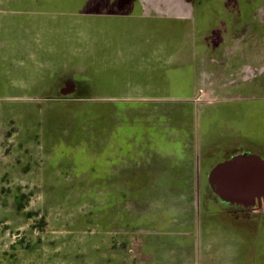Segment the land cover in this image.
Wrapping results in <instances>:
<instances>
[{"label": "rangeland", "instance_id": "1", "mask_svg": "<svg viewBox=\"0 0 264 264\" xmlns=\"http://www.w3.org/2000/svg\"><path fill=\"white\" fill-rule=\"evenodd\" d=\"M102 1L0 0V44L5 42L0 58H6L0 68V264H137L140 248L145 258L155 257L154 264H203L195 251L202 247L196 229L178 223L186 193L195 198L193 185L181 191L185 176L179 174L177 180L173 175L167 183L154 179L141 189L125 190L124 198L101 181L103 159L117 146L124 164L133 163L129 152L143 138L158 144L164 160L180 158L177 138L189 136L196 140L193 157L200 155L190 163H198L206 151V169L213 168L226 142L237 137L227 129L233 125L231 117L239 115L224 108L254 100L257 105H252L263 106L264 118V0H209L222 14L212 17L213 24L208 16L198 24L197 15L189 24L194 30L199 25L204 31L200 40L213 41L217 52L179 61L181 54H192L179 35L180 19L157 14L136 21L126 14H91L93 7L100 11ZM108 1L104 3L110 6ZM198 35L195 31L193 37ZM9 40L15 41L13 46ZM22 40L29 44L26 55L32 61L23 67L20 57L26 55L16 46ZM45 45L59 50L64 71L69 57L77 68L85 52L92 51L94 62H102L92 76L108 83L121 79L125 85L119 90L109 86L110 92L78 99L69 108L57 104L47 99L48 85L42 81L46 74L52 76L45 67L62 69L39 55ZM224 47L227 56L222 59ZM139 54L156 60L151 77H145L147 63H135L133 55ZM246 54L252 69L240 71L239 56ZM165 58L172 63H164ZM10 59H20L17 69L7 67ZM135 77H140L138 90L131 85ZM234 78L240 83L249 78L246 95L227 94ZM150 83L151 90L145 88ZM241 138L246 143L242 150L261 151L256 142ZM254 241L248 231L221 224L205 237L203 247L215 248L208 256L211 264H264Z\"/></svg>", "mask_w": 264, "mask_h": 264}, {"label": "crops", "instance_id": "2", "mask_svg": "<svg viewBox=\"0 0 264 264\" xmlns=\"http://www.w3.org/2000/svg\"><path fill=\"white\" fill-rule=\"evenodd\" d=\"M105 0H103L102 2V7L100 9V11L98 12H94L96 11L94 9V7L91 10V14H100V15H106V16H110L111 14H116V15H130L132 16L131 18L134 20H149L150 16L156 17L157 14L161 17H168V19L174 17L175 19H180L181 22L183 24L178 25L179 28V35L181 36L182 40H184L186 42V47L189 49H186L185 51L191 52L192 54L190 55H180V57L176 58L178 61L183 59V58H189L193 57L194 54H198V56H204L206 57V55H210L211 57L213 56L214 53L217 52V47H215L216 45L213 43V45L211 44V41H202L199 38V35L201 33V31H203V29L201 30V27L198 25V28H196L195 30L193 29L194 27L190 24L189 22L191 20L194 19V16L197 15L198 19L200 20L202 19H208V17H211V22L213 24L215 19H212L213 16H220L222 14V11L216 7H211L208 4L209 0H203L202 2H200V0H192L191 4L189 3V0H109L108 4L110 6L105 5L106 2L104 3ZM107 1V0H106ZM206 1V2H205ZM206 4V6H205ZM240 11V10H239ZM230 14V13H229ZM232 15V14H231ZM193 16V17H192ZM208 16V17H207ZM207 17V18H206ZM198 21V24H200L201 21ZM195 23V21H193ZM194 25V24H193ZM197 32L198 37L194 38L193 34L194 32ZM204 32V31H203ZM29 44H26L25 42L23 44L20 45V48L22 49L21 53H27L26 51V47H28ZM88 46H90V44H88ZM119 46V45H118ZM227 46V45H226ZM225 46V47H226ZM209 47H213V50H209ZM215 47V49H214ZM224 47V49H225ZM199 48H204L205 50H198ZM208 48V49H206ZM222 50L221 55L223 56L222 59H224V57L227 56V54L225 55V53H227V50ZM37 52L39 53V55L42 56H46L47 58H49V61L52 62H58L57 64L60 65L59 68L62 69V71L58 72V70L56 69V71L54 72V70L45 67V70L48 71H52V76H50L51 78H54L53 80L48 79L49 75L46 74V80L42 81V83H46L48 86L45 87V93L46 95H50L51 94V90L52 88H59L62 84V79H71L73 81V88H76V94H80L83 95L84 97H71V99L68 100H62L60 102V105H67L68 108L70 106H72L73 104L77 103L78 99H89V95L92 94H99V93H103V92H107L109 91V86L112 87V89H120L123 88V85H125V83L120 79L115 78V80H112V82L108 83L105 82L104 77L103 78H99L97 77H93L92 75V69H94L96 66L102 62L98 63L93 60L92 57V51H90V55L89 53H87V51L85 52V56H83V60L81 61V63H79V66H77V68H75V64L72 61V57H69L68 62L65 63V71H64V60L62 59V57L58 54L59 50H49V48L47 49L46 45L44 46V48L40 51L37 50ZM196 52V53H194ZM224 53V54H223ZM43 54V55H42ZM143 54H139V55H133L134 56V61H136L135 63H140L144 61V64L147 63L148 64V68L145 71V74H147L148 76L145 77H151L154 74V69L153 66L156 63V60L153 61V59H148L146 60L147 57H143ZM22 56V55H21ZM233 56V55H230ZM30 57V56H29ZM28 55L26 56H22L20 62L21 66L23 67L24 63H28V62H32L30 61ZM33 58V57H31ZM239 61H244L247 62L246 60H250L249 56L246 54L244 56V58H241V55L239 56ZM130 60V59H129ZM165 62L164 63H172L171 59H164ZM125 61V60H124ZM161 61L160 58L157 57V62ZM201 61V59H200ZM237 62V63H238ZM17 61L12 60V67L16 68L17 65ZM39 64V63H38ZM19 65V64H18ZM28 67V65H26ZM95 66V67H94ZM26 67V68H27ZM108 67V66H107ZM156 67V65H155ZM221 67V66H219ZM139 68V67H138ZM137 68V69H138ZM48 69V70H47ZM112 69V68H111ZM12 70V69H11ZM75 70V72L73 71ZM136 70V69H135ZM220 70V69H219ZM72 73H69V72ZM77 73L76 78L74 76V73ZM69 75V76H68ZM43 77V76H42ZM122 78H124L123 76H121ZM136 78V77H135ZM140 77L136 78V81L133 82L131 85H133L134 87L132 88H136L137 90L140 89V85H139V79ZM124 83V84H123ZM239 84H245V83H240ZM146 85V84H145ZM152 83L147 84L145 86V88H148L151 90L152 88ZM237 85L238 83L235 82V84L232 86L231 91H229L227 94H235V95H241L244 94L246 95L247 93V88L244 87L243 90H238L237 89ZM106 90V91H105ZM242 91V92H241ZM110 92V91H109ZM218 92L222 94V88H218ZM226 93V91H225ZM124 99V101L130 100L129 98H122ZM135 100V98L133 99ZM65 101H70L69 104H67ZM156 101V100H155ZM237 102V101H235ZM57 103V102H56ZM239 104V103H238ZM239 108H236V111ZM239 118H237L236 120H238ZM156 141V140H154ZM88 142H90L88 140ZM114 142V141H112ZM179 144H181V150L180 152H178L180 158H177L178 156H173L171 157L169 160L166 159L164 160V158H161L162 154L158 151L159 147L157 146L158 144L153 142L150 143L149 140H146L145 138H143L141 144L139 147H137L135 149L134 146H132V153L131 156L133 157L134 162L133 163H128L126 162L124 164V159L121 157L120 155V149L117 146H112L113 150L110 155L107 157H105L103 160V163H105V166H103L104 171H102V177L103 180L101 181H105L106 185L105 188L107 190H114V191H120L123 192L125 190H130V189H141V185L145 184V183H150L152 182V180L154 179H160L161 181H163L164 183H167L169 180L172 179L173 175L175 176V178H177V175H179L180 173V169H181V165L185 166V173H184V179L186 181V188L187 190L192 188V181L194 179V169L196 167L195 163L192 164L190 163L192 159L197 161L198 158V154L197 156L194 155L193 157V153H192V149H195V145L196 144V140L192 137L189 136H183V137H178L177 141ZM128 143H132V140H129ZM148 143V145H147ZM150 144L152 146H150ZM188 144V145H187ZM186 145V146H185ZM131 148V147H130ZM144 148V150H143ZM94 155V154H92ZM99 153H97L95 156H98ZM94 156V157H95ZM103 158V156H101ZM164 157V156H162ZM37 158V156H36ZM220 158V157H219ZM120 160H122V163L120 162ZM225 161V160H224ZM223 162V161H222ZM107 163V164H106ZM208 166V165H207ZM210 169V168H209ZM209 169H206V173ZM170 176V177H169ZM101 177V178H102ZM167 177H169L167 179ZM167 179V180H166ZM155 183V182H154ZM153 185V183H152ZM132 186V187H130ZM149 187V186H148ZM156 186L153 187H149V189H153L156 190ZM166 189L164 187H161L158 189ZM196 253L198 255H200L202 257V262L203 264H211V259L208 256H211L214 252H215V248L213 246H207V247H201V245L199 244V246L196 247ZM139 261L137 264H154V260L155 257L151 256L150 258H145L146 256L144 255V253H141V248L139 251ZM145 258V259H144ZM149 262H144L145 260H149ZM144 262V263H143Z\"/></svg>", "mask_w": 264, "mask_h": 264}, {"label": "flooded vegetation", "instance_id": "3", "mask_svg": "<svg viewBox=\"0 0 264 264\" xmlns=\"http://www.w3.org/2000/svg\"><path fill=\"white\" fill-rule=\"evenodd\" d=\"M192 0H189V3L191 4ZM252 19V14H251ZM205 21V19H200V21ZM262 27V26H261ZM205 41H208L205 39ZM10 46H13L15 41L9 40ZM213 42V41H211ZM24 43V40L17 43L16 46H20ZM0 46H5V42L1 43ZM215 49V47H214ZM22 51V49H21ZM13 54V53H12ZM1 55V54H0ZM2 56V55H1ZM12 56V55H11ZM22 56L20 57V59ZM250 58V57H249ZM19 59V60H20ZM12 60L10 59V65L7 67L12 69ZM19 60L17 63H19ZM247 62L244 63V61L238 62L239 64H242L243 68H241L240 71H243V69H252L251 61L246 60ZM203 64H206L204 59L201 60ZM226 61H222L219 66H222L225 64ZM6 63V58L3 60L0 58V68H3ZM18 67V64L16 65ZM231 65L229 64V68ZM3 70V69H2ZM247 71V70H246ZM241 74V73H240ZM261 75V73H259ZM240 77V76H239ZM258 78V77H257ZM249 80V78H247ZM253 79V78H251ZM237 78H234V84L236 82ZM248 80H244L243 83L247 82ZM263 82V81H262ZM239 84V82H236ZM229 84H233V81H230ZM233 84V85H234ZM233 85H230V89ZM73 81L71 79H64L62 80L61 86L57 89L52 88V92L49 96H47V99L53 100L54 102H57V104H60L62 100H68L71 99V97H79L80 94H76L77 89L73 88ZM244 86V84H243ZM248 88L246 85L244 86ZM243 87V88H244ZM237 89L239 87L237 86ZM243 90V89H242ZM192 95V94H191ZM82 96V95H81ZM254 101V100H253ZM244 100L242 102L239 101V111L235 110V107L233 106V109L231 108H224L227 112H230V114L239 115V119L236 120L235 117H231V123L233 124L231 126V129L227 131L231 132V134L237 135V137L241 140H239L237 137L235 140H228L226 144L228 145L226 147V151H224L223 155L220 157L221 160L216 162L215 165L218 163L229 160L233 156L239 155V154H254L259 156L261 159L264 160V155H260V152L262 151L264 153V150L261 147H264V118H261L260 115L263 111V106H254L257 103L254 101ZM254 104V105H252ZM255 113L256 117L253 115ZM259 115V118L258 116ZM248 138L251 141H254L258 144V148H260V152L255 153L248 151L247 149H243L245 144L242 141V138ZM230 138V137H229ZM240 143L239 145H236ZM230 145V146H229ZM246 148V146H245ZM230 151V152H229ZM203 156H201V159L198 163H196V167L194 169V179L192 182L193 187H195V198L191 200V198H187L188 194L186 193V197L184 196V205L181 204L183 213L180 215L181 220L178 222L180 223V227L183 228L185 225H188L191 227V229H196L198 237L201 238V244L203 246V241L207 235H214L215 233V227H220V225H225L231 229H236L239 233H247V231L255 236L254 241V250L255 254H260L262 257H264V198H261L260 201H254L252 204H231L228 202H222L219 200L217 195H215L208 183H207V175L208 172L212 169V167L207 171L206 173V166L207 163H205V159L207 156H209V152L202 153ZM200 155H198L199 157ZM185 166L181 165L180 173H185ZM178 180V178H177ZM183 188H181V191L187 190L186 188V181L184 180ZM123 197L125 198V193L123 191ZM178 226V227H179ZM194 232H191L193 234Z\"/></svg>", "mask_w": 264, "mask_h": 264}, {"label": "water", "instance_id": "4", "mask_svg": "<svg viewBox=\"0 0 264 264\" xmlns=\"http://www.w3.org/2000/svg\"><path fill=\"white\" fill-rule=\"evenodd\" d=\"M211 191L220 201L252 204L264 198V160L254 154H239L215 165L207 175Z\"/></svg>", "mask_w": 264, "mask_h": 264}]
</instances>
